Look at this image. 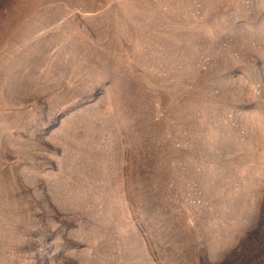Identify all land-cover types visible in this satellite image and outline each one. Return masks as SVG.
Returning a JSON list of instances; mask_svg holds the SVG:
<instances>
[{"label":"rangeland","instance_id":"rangeland-1","mask_svg":"<svg viewBox=\"0 0 264 264\" xmlns=\"http://www.w3.org/2000/svg\"><path fill=\"white\" fill-rule=\"evenodd\" d=\"M0 264H264V0H0Z\"/></svg>","mask_w":264,"mask_h":264}]
</instances>
